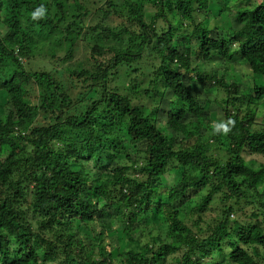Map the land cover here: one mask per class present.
I'll list each match as a JSON object with an SVG mask.
<instances>
[{"label": "trees", "instance_id": "1", "mask_svg": "<svg viewBox=\"0 0 264 264\" xmlns=\"http://www.w3.org/2000/svg\"><path fill=\"white\" fill-rule=\"evenodd\" d=\"M237 2L0 0V264H264V162L247 160L264 84L243 82L264 79V0ZM213 56L230 69L199 71ZM95 216L130 241L152 228L116 255L104 225L83 237Z\"/></svg>", "mask_w": 264, "mask_h": 264}, {"label": "rangeland", "instance_id": "2", "mask_svg": "<svg viewBox=\"0 0 264 264\" xmlns=\"http://www.w3.org/2000/svg\"><path fill=\"white\" fill-rule=\"evenodd\" d=\"M224 3H230V7L232 8V11H235L238 9L239 4H238V0H223ZM100 2V0H90V4H89V10L90 12H93L94 8L96 5H98ZM146 12H149L150 14L148 15V18L146 19L147 21L150 20L151 16L154 14V10L153 9H148V7L146 8ZM203 14H209L208 18L205 19V23H207L208 21L212 22L214 21V19H218L219 22L221 23V25L224 27V34H228L231 33V23H232V18H233V14L234 12L228 14L227 11H224L222 14L219 15V7L216 6L214 3H211L209 5V9L207 11H203ZM150 16V17H149ZM94 19L89 17L86 20V25H89L90 23H93ZM80 25H82V23H80ZM85 26V25H84ZM0 30L3 31V27L0 26ZM82 59L85 60V55L82 56ZM231 62H222L218 60V58L216 56H213L211 60L208 61L207 64H203V63H198L197 64V68L199 71L204 72V70H208V71H212V70H221L223 71L224 69L228 70L230 69L231 66ZM237 73V72H236ZM239 76H237L236 79H238ZM243 82L248 84L250 87L254 86V85H261L264 84V79L262 77L259 76H252L251 74H249V70L246 68V76L243 78ZM213 92V91H212ZM197 96H198V100L201 104H205V100L207 98V95H203V93H199L198 91L196 92ZM208 98L212 99L214 98V93L208 95ZM0 104H2V108L0 109V114L4 115L9 111V104H8V97L6 95V93L4 94L3 92L0 93ZM212 110L211 112V117L212 119H216V114L218 115H222L221 112L219 110H215L214 107L211 108ZM163 110L166 111V109L163 107ZM263 116H264V107L262 108L261 112H260ZM159 119L163 120V116L159 115ZM216 117V118H215ZM218 122V121H217ZM257 123L262 124V120L261 118L256 120ZM258 127V126H257ZM161 128L162 130H165V128L163 127V124H161ZM175 135H172V137ZM248 162L251 165L257 166L259 162H264V159H259L258 157L255 156H249L247 157ZM101 171V170H100ZM172 177L171 174H167L165 176V179L162 180V183L166 184V185H171L170 184V178ZM189 210H185V214H187ZM234 216V215H233ZM233 216H230L233 218ZM74 223L75 226H78L79 224V220H74L72 221ZM91 225L92 231L89 230H84L82 229V235L83 237L86 238V241H90L91 235L90 233H94V234H98L99 230L101 229L102 225H104V234H103V238L104 240H106L107 242H109V247L110 249H113L114 254H121L123 249H135L138 250L139 246L144 244L145 238L147 236V233L149 232L151 225L152 224H143L142 226H140L139 232L134 233L133 234V238L135 239L134 241H130L127 240L125 238V233L121 230V222H119L118 219L113 220L110 222V220H106L105 223L103 224L100 220H97V216H95V220H93L92 222L89 223ZM84 230V231H83ZM115 234H117L118 236L115 237ZM95 237V235H93ZM100 238L99 240L103 239ZM87 242V243H88ZM96 242H94L95 245ZM118 263V259L117 257H115V264Z\"/></svg>", "mask_w": 264, "mask_h": 264}]
</instances>
